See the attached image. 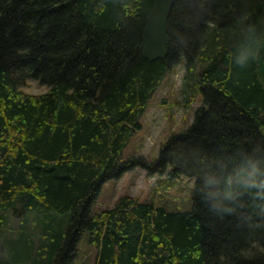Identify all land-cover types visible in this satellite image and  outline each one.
I'll use <instances>...</instances> for the list:
<instances>
[{
    "label": "trees",
    "instance_id": "1",
    "mask_svg": "<svg viewBox=\"0 0 264 264\" xmlns=\"http://www.w3.org/2000/svg\"><path fill=\"white\" fill-rule=\"evenodd\" d=\"M154 2L0 0V264H71L82 239L93 264H264V0H177L166 56L150 62ZM181 61V106L202 99L191 125L155 163L124 161ZM31 82L45 92L25 93ZM136 166L191 179L190 207L123 196L92 214Z\"/></svg>",
    "mask_w": 264,
    "mask_h": 264
},
{
    "label": "rangeland",
    "instance_id": "2",
    "mask_svg": "<svg viewBox=\"0 0 264 264\" xmlns=\"http://www.w3.org/2000/svg\"><path fill=\"white\" fill-rule=\"evenodd\" d=\"M185 75L183 61L170 70L149 102L140 122V130L124 150V161L139 158L148 165L155 163L167 139L184 132L191 125L202 99L196 97L188 108L181 106L180 102L186 98L188 89ZM23 91L36 95L44 93L45 89L31 82ZM162 169V173L149 174L147 170L136 166L120 178L107 181L92 204L91 213L112 208L123 196L161 205L168 211H186L191 205L193 181L186 177H173L169 167ZM94 258L95 249L82 239L76 246V256L71 264H93Z\"/></svg>",
    "mask_w": 264,
    "mask_h": 264
},
{
    "label": "water",
    "instance_id": "3",
    "mask_svg": "<svg viewBox=\"0 0 264 264\" xmlns=\"http://www.w3.org/2000/svg\"><path fill=\"white\" fill-rule=\"evenodd\" d=\"M177 0H155L142 36L143 54L152 62L164 59L168 44L167 20Z\"/></svg>",
    "mask_w": 264,
    "mask_h": 264
},
{
    "label": "clouds",
    "instance_id": "4",
    "mask_svg": "<svg viewBox=\"0 0 264 264\" xmlns=\"http://www.w3.org/2000/svg\"><path fill=\"white\" fill-rule=\"evenodd\" d=\"M252 56V52L246 46H241L234 54L233 59L234 62L238 65L244 66L246 65Z\"/></svg>",
    "mask_w": 264,
    "mask_h": 264
},
{
    "label": "bare ground",
    "instance_id": "5",
    "mask_svg": "<svg viewBox=\"0 0 264 264\" xmlns=\"http://www.w3.org/2000/svg\"><path fill=\"white\" fill-rule=\"evenodd\" d=\"M172 11V10H171ZM171 13V12H170ZM170 16V15H169ZM148 17V16H147ZM169 19V18H168ZM147 20V19H146ZM167 23H168V20H167ZM146 26V25H145ZM145 30V29H144ZM167 32H168V29H167ZM143 33H144V31H143ZM142 36H143V34H142ZM167 37H168V34H167ZM141 40H142V38H141ZM168 42H169V38H168ZM166 51V50H165ZM142 54H143V44H142ZM143 56H144V54H143ZM145 57V56H144Z\"/></svg>",
    "mask_w": 264,
    "mask_h": 264
}]
</instances>
